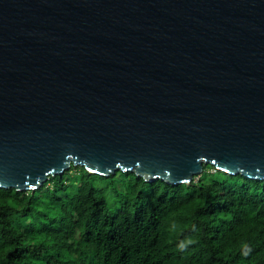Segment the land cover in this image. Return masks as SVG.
Masks as SVG:
<instances>
[{"label": "water", "instance_id": "obj_1", "mask_svg": "<svg viewBox=\"0 0 264 264\" xmlns=\"http://www.w3.org/2000/svg\"><path fill=\"white\" fill-rule=\"evenodd\" d=\"M70 163L264 178V0H0V187Z\"/></svg>", "mask_w": 264, "mask_h": 264}, {"label": "trees", "instance_id": "obj_2", "mask_svg": "<svg viewBox=\"0 0 264 264\" xmlns=\"http://www.w3.org/2000/svg\"><path fill=\"white\" fill-rule=\"evenodd\" d=\"M0 264H264V178L204 163L170 184L70 163L0 187Z\"/></svg>", "mask_w": 264, "mask_h": 264}]
</instances>
